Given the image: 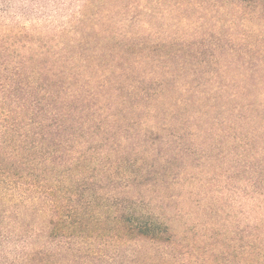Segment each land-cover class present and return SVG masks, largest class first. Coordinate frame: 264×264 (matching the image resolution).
Listing matches in <instances>:
<instances>
[{
    "label": "trees",
    "instance_id": "obj_1",
    "mask_svg": "<svg viewBox=\"0 0 264 264\" xmlns=\"http://www.w3.org/2000/svg\"><path fill=\"white\" fill-rule=\"evenodd\" d=\"M110 1L51 44L0 27V239L170 241L180 187L183 239L264 264V0H128L141 35Z\"/></svg>",
    "mask_w": 264,
    "mask_h": 264
},
{
    "label": "rangeland",
    "instance_id": "obj_2",
    "mask_svg": "<svg viewBox=\"0 0 264 264\" xmlns=\"http://www.w3.org/2000/svg\"><path fill=\"white\" fill-rule=\"evenodd\" d=\"M92 1L0 0V3L5 7L4 12L0 14V27L5 26L12 30L20 28L28 34L38 35L51 44L54 36L62 40L61 38L70 33L69 31L82 29L80 18H78L81 11L82 13L84 11L86 15H91L103 10L99 4H91ZM104 8L109 11L112 21L118 24L116 29L107 31L112 33L115 30L124 35L132 30H137L140 35L143 34L142 29L138 27L140 22L139 24L130 23L133 10L130 11L128 0L110 1ZM188 20L195 23L194 17H188ZM166 21L169 19L151 20L150 23L154 30H158ZM169 25L172 28L165 29V35H175L186 41L191 40L192 30L175 27L172 23ZM103 28L107 29L105 24ZM179 190L180 187H176L172 192L177 196L176 201H173V208L178 211L179 215L175 218H169V214L167 216V223L172 235L170 241L160 243L124 242L98 237L87 240L33 238L6 241L0 239V264H256V260L245 262L236 255L208 258L206 250L210 246L207 243L194 244L187 238L183 239L187 230L193 226V214L195 216L196 211H192V206L195 205L192 204L186 192ZM229 198L232 201L238 200V197L234 195H230ZM247 201V203H251L249 200ZM251 206L249 205L245 209H249ZM192 212L194 213L192 214ZM197 218L200 216L197 215ZM182 227L185 229V233L182 232ZM191 236L192 233L188 238ZM197 249H203L204 253L197 254Z\"/></svg>",
    "mask_w": 264,
    "mask_h": 264
}]
</instances>
